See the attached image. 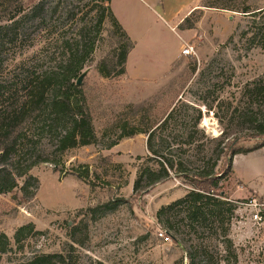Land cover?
<instances>
[{
	"label": "rangeland",
	"instance_id": "1",
	"mask_svg": "<svg viewBox=\"0 0 264 264\" xmlns=\"http://www.w3.org/2000/svg\"><path fill=\"white\" fill-rule=\"evenodd\" d=\"M143 1L153 8L152 20L146 10L138 13L136 3H113L120 18L134 30L137 42L126 73L106 79L97 69L100 62L118 54L115 50L120 39L109 19L102 25L95 52L82 71L86 76L81 87L99 142L70 150L64 157L65 169H56L52 164L35 167L31 173L41 184L35 198L24 200L19 190L0 194V232L9 238L11 249L2 255L0 264H18L36 255L61 253L72 239L79 242L75 245L77 264H176L182 259L187 263L181 241L184 236H177L178 242L165 241L161 234L167 231L157 214L162 207L184 197L191 186L172 175L148 192L136 195L133 185L142 163L137 157L148 155L147 137L138 134L124 139L113 150L106 146L120 136V125L129 123L131 127L140 121L154 125L176 105L181 120L186 116L185 105L201 108V129L208 137L219 138L224 133L223 139L231 141L237 135L254 133L250 118L257 114L264 121V92L251 96L246 88L256 81L264 82V49L250 40L252 16L202 7L206 1L234 0ZM241 1L257 2L264 9V1ZM39 2L48 7L60 3V8L40 27L38 21L29 23L20 41L5 43L0 55V84L9 88L18 82L23 64L33 56L43 71L55 68L64 56L60 44L73 41L84 23L95 24L96 5L110 6L105 0H0V25L8 23L7 19L20 7L27 13ZM67 11L76 16L69 18ZM263 18L264 11L258 16ZM186 44L194 47L195 55H182ZM263 142L264 135L242 139L236 147L249 150ZM114 163L123 168L115 169ZM80 165H88L91 173L98 175L91 180L93 187L70 174V169ZM225 165L226 158L219 172ZM233 171L220 183L236 207L229 226L232 250L224 252L222 229L206 244L221 248L223 264H264V224L252 222L251 209L245 206L254 200L264 203V147L235 156ZM116 199L124 203L104 217L91 220L85 212ZM31 223L35 231H26L17 243V230ZM191 238L195 240V236L186 237Z\"/></svg>",
	"mask_w": 264,
	"mask_h": 264
},
{
	"label": "trees",
	"instance_id": "2",
	"mask_svg": "<svg viewBox=\"0 0 264 264\" xmlns=\"http://www.w3.org/2000/svg\"><path fill=\"white\" fill-rule=\"evenodd\" d=\"M105 2L110 3L111 0ZM202 7L252 16L250 40L256 41L257 46L264 49V18L258 19L264 9L257 2L206 1ZM59 8L60 3L48 7L44 2H39L27 13L22 7L13 12L7 19L8 23L0 25V55L5 43L15 44L20 41L21 35L28 31L29 23L38 21L40 27L48 18H54ZM94 8L98 10L95 24L84 23L73 41L66 40L60 44L64 56L55 68L43 71L36 63L37 58L33 56L23 64L18 82L12 85L13 89L0 84V194L19 190L24 200L35 198L41 186L39 179L31 173L35 167L52 164L56 169H65L64 157L70 150L99 142L86 95L83 87L76 84L77 80L85 65L91 61L106 19L110 20L120 42L115 50L118 54L98 64V72L103 78H117L126 73L128 57L135 48V42L117 20L110 6L96 5ZM67 12L69 18L76 16L72 11ZM93 33L95 36L92 37ZM251 86L246 88L251 96L258 97L264 92V82L261 80ZM208 109L212 110L211 107ZM178 113L179 107L176 105L154 125L140 121L129 127V123H124L119 127L120 136L110 142L106 149L111 150L122 140L135 135H145L148 155L137 157L142 163L134 181V194L148 192L172 175L181 178L192 189L184 197L162 207L157 217L172 240L178 242L180 240L177 236H184L181 241L185 246L186 264H223L224 254L221 253V248L214 249L206 244L207 240L218 236V230L222 229L226 245L224 252L230 253L233 246L229 239V226L236 207L231 196L220 188V183L234 172L235 156L246 155L264 147V142L249 150L236 147L242 139L263 136L264 121L254 114L256 117L250 118L254 133L237 135L230 141L229 138L223 139L224 133L219 138L206 135L201 129V108L185 105L184 120L179 119ZM225 158L226 165L219 172L220 164ZM112 165L115 169L123 168L122 164ZM69 172L92 187V178H98L96 173H91L88 165L73 167ZM123 203L122 199L110 200L89 207L85 212L91 220H96L115 212ZM181 228L187 233L182 232ZM26 231L34 232V225L27 224L17 230V243L22 241ZM185 236H195V240L186 239ZM77 244L79 242L72 239V243H66L61 253L36 255L18 264H77ZM10 250L9 238L0 232V261L2 255ZM92 264L104 263L95 261ZM176 264H184V259Z\"/></svg>",
	"mask_w": 264,
	"mask_h": 264
},
{
	"label": "built area",
	"instance_id": "3",
	"mask_svg": "<svg viewBox=\"0 0 264 264\" xmlns=\"http://www.w3.org/2000/svg\"><path fill=\"white\" fill-rule=\"evenodd\" d=\"M182 55L186 57H190L195 55V50L194 47L186 44L182 48ZM245 206L251 209V220L255 224H264V203L257 202L256 200L250 201L247 203ZM161 237L165 241H170L171 237L168 236L167 234H161Z\"/></svg>",
	"mask_w": 264,
	"mask_h": 264
},
{
	"label": "crops",
	"instance_id": "4",
	"mask_svg": "<svg viewBox=\"0 0 264 264\" xmlns=\"http://www.w3.org/2000/svg\"><path fill=\"white\" fill-rule=\"evenodd\" d=\"M113 3H114V0H111L110 7H111V9L113 11V14L117 18V20L120 22V24L123 26V28L126 30V32L129 34V36L131 37V39L135 42L136 41V37H135L134 32H133L134 30L129 26V24L127 23L126 19L123 20V19L120 18V16L118 15V13L115 10V7L113 6ZM123 3L124 4H130V5L136 3L137 4V7H138V13L139 14L141 13V10L144 9V10H146L150 14L149 15L150 16L149 18H151V16H153V13H152L153 12V8L150 6V4H148L147 2H145L143 0H123ZM146 5L149 6V7L148 8L145 7ZM150 8H152V9H150ZM134 13H135V11H134ZM135 17L137 18V15ZM151 20H152V18H151ZM136 43H135V47H136ZM133 50L131 51V53L133 52ZM131 53H130V55L128 57V63H129V60H130ZM117 147L118 146L112 148V150L115 149V148H117Z\"/></svg>",
	"mask_w": 264,
	"mask_h": 264
},
{
	"label": "water",
	"instance_id": "5",
	"mask_svg": "<svg viewBox=\"0 0 264 264\" xmlns=\"http://www.w3.org/2000/svg\"><path fill=\"white\" fill-rule=\"evenodd\" d=\"M86 76V73H83L77 80V85L80 86L82 84V81L84 79V77Z\"/></svg>",
	"mask_w": 264,
	"mask_h": 264
}]
</instances>
